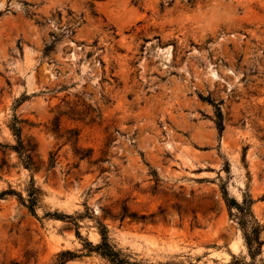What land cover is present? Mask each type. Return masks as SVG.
Returning <instances> with one entry per match:
<instances>
[{"label":"rangeland","instance_id":"1","mask_svg":"<svg viewBox=\"0 0 264 264\" xmlns=\"http://www.w3.org/2000/svg\"><path fill=\"white\" fill-rule=\"evenodd\" d=\"M0 143V264H108L98 221L146 263H248L221 187L264 224V0H0Z\"/></svg>","mask_w":264,"mask_h":264},{"label":"trees","instance_id":"2","mask_svg":"<svg viewBox=\"0 0 264 264\" xmlns=\"http://www.w3.org/2000/svg\"><path fill=\"white\" fill-rule=\"evenodd\" d=\"M22 120L14 115L11 123L9 124V127L13 133V135L16 138V144L15 145H6L0 143V147H11L17 151L19 156L22 158V161L25 164V167H29L31 165V162L33 160L32 150L27 149L25 145L23 144V141L20 137V122ZM216 126L218 128L219 133L223 130V123H222V114L220 109L218 108L217 111V121ZM243 158H245V152L243 153ZM222 188V195L224 198V202L226 204V207L228 209L229 215L235 217L237 219V222L240 226V229L242 231V238L244 241V245L247 249V253L250 257V261L248 263L241 262L239 263L234 255L233 261L227 264H257L255 263L256 257L261 252V247L264 243V240L261 238V232L264 230V224H261L253 214L252 211V204L253 199L248 191L245 192L243 198L241 201H236L234 198H230L227 196V192L225 187ZM16 194L18 196L19 201L27 207L28 211L35 215V205L37 202V192L38 189L33 184V179L31 178V184L28 189V199H24L20 193H16L15 191H8ZM6 191L0 192V196L6 194ZM88 208V207H87ZM127 208H122L121 213V220L124 219V217L127 215ZM48 216L55 217L57 219L59 218H69L73 221V224L78 227V224L76 222V217L74 218L72 215H57L55 213H46ZM80 217V215H79ZM98 233L100 235V241L96 244H93L91 241H88L85 239V242L83 244V248L85 249L86 254L90 253H96L101 258L106 260L108 264H166V263H146L143 261H139L136 259H132L128 254H125L120 249H118L109 239L108 237V229L106 224H104L101 221H98ZM76 236L80 238L79 232L76 230ZM81 256V254H77L70 250H62L58 252L56 257L55 264H65L66 261L75 259L77 257Z\"/></svg>","mask_w":264,"mask_h":264}]
</instances>
